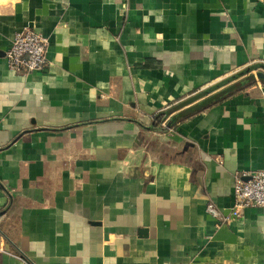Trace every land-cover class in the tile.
Listing matches in <instances>:
<instances>
[{"label": "crops", "instance_id": "obj_1", "mask_svg": "<svg viewBox=\"0 0 264 264\" xmlns=\"http://www.w3.org/2000/svg\"><path fill=\"white\" fill-rule=\"evenodd\" d=\"M26 26L47 62L21 75ZM257 63L264 0H0V264H264L263 207L206 211L264 170V82L166 114Z\"/></svg>", "mask_w": 264, "mask_h": 264}, {"label": "built area", "instance_id": "obj_2", "mask_svg": "<svg viewBox=\"0 0 264 264\" xmlns=\"http://www.w3.org/2000/svg\"><path fill=\"white\" fill-rule=\"evenodd\" d=\"M48 39L33 27H24L11 38L4 52L7 68L14 73L26 75L37 72L46 65ZM162 125L164 123L162 122ZM233 204L229 213L221 215L213 204L206 205V211L219 216L222 222L238 217L245 208H264V170L236 173L232 183Z\"/></svg>", "mask_w": 264, "mask_h": 264}, {"label": "water", "instance_id": "obj_3", "mask_svg": "<svg viewBox=\"0 0 264 264\" xmlns=\"http://www.w3.org/2000/svg\"><path fill=\"white\" fill-rule=\"evenodd\" d=\"M238 77H244L245 80L255 77L256 79L262 80L264 82V64L257 63L243 68L242 70L228 76L220 82H217L168 108V110H166V114L178 110L171 116V120H177L193 111L198 110L199 108L227 93L232 88L231 85L227 86V84Z\"/></svg>", "mask_w": 264, "mask_h": 264}]
</instances>
